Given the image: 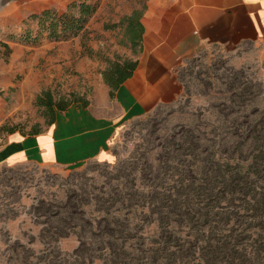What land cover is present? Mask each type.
Wrapping results in <instances>:
<instances>
[{"label":"rangeland","instance_id":"rangeland-1","mask_svg":"<svg viewBox=\"0 0 264 264\" xmlns=\"http://www.w3.org/2000/svg\"><path fill=\"white\" fill-rule=\"evenodd\" d=\"M20 1L0 0V78L107 109L102 73L141 56L123 19L146 0L75 1L96 11L60 42L42 36ZM259 36L181 58L177 93L119 123L106 160L0 164V264H264ZM12 90L0 92V145L14 129L50 126L38 96Z\"/></svg>","mask_w":264,"mask_h":264},{"label":"crops","instance_id":"crops-1","mask_svg":"<svg viewBox=\"0 0 264 264\" xmlns=\"http://www.w3.org/2000/svg\"><path fill=\"white\" fill-rule=\"evenodd\" d=\"M75 1L81 0L20 3L24 14L32 16L45 10L62 14ZM141 22L142 52L132 77L115 91L114 98L103 75L98 85L99 100L108 108L72 104L66 111L57 112L55 122L38 134H8L0 145V164L33 162L71 168L90 160L108 159L119 123L133 114L149 113L177 93L174 68L181 58L202 45L258 41L259 31L264 30V0H146ZM34 23L39 29L38 22ZM33 88L11 73L0 78V92L13 89L17 100L25 94L37 97L51 89L34 92Z\"/></svg>","mask_w":264,"mask_h":264},{"label":"trees","instance_id":"trees-1","mask_svg":"<svg viewBox=\"0 0 264 264\" xmlns=\"http://www.w3.org/2000/svg\"><path fill=\"white\" fill-rule=\"evenodd\" d=\"M146 5L144 6V10ZM76 10L78 13L76 14ZM96 11V7L85 2L77 4L72 3L64 13L55 10H45L40 14L30 16L31 20L37 21L40 32L48 33V37L54 41L67 40L72 35H76L83 30L84 25ZM143 12L134 11V13L123 19V24L127 25L128 35L135 46L142 45V36L144 28L141 22ZM139 62L138 60H125L124 62H110L109 67L102 73L105 83L111 88L110 96L114 98L115 91L129 78L132 77ZM37 104L45 107L51 113L50 125L56 120L57 112L66 111L72 104L82 103L84 107L87 102L83 99L65 100L61 99L55 102L51 97L50 91L44 92L37 97ZM4 130V127L3 129ZM15 129L11 131L14 133ZM41 130L30 134H38Z\"/></svg>","mask_w":264,"mask_h":264}]
</instances>
